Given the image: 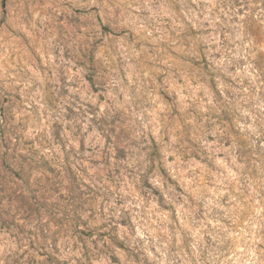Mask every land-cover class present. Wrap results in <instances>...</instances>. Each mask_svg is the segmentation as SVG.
Masks as SVG:
<instances>
[{
	"label": "rangeland",
	"instance_id": "1",
	"mask_svg": "<svg viewBox=\"0 0 264 264\" xmlns=\"http://www.w3.org/2000/svg\"><path fill=\"white\" fill-rule=\"evenodd\" d=\"M0 264H264V0H0Z\"/></svg>",
	"mask_w": 264,
	"mask_h": 264
}]
</instances>
